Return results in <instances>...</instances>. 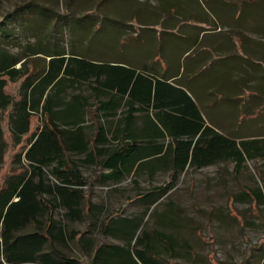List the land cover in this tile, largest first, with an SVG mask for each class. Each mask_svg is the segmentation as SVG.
Instances as JSON below:
<instances>
[{
  "label": "trees",
  "instance_id": "trees-1",
  "mask_svg": "<svg viewBox=\"0 0 264 264\" xmlns=\"http://www.w3.org/2000/svg\"><path fill=\"white\" fill-rule=\"evenodd\" d=\"M71 2L64 0V12L59 13L58 0L19 1L13 5V17L0 23V171L9 147L4 121L11 145L18 147L0 182V264H179L174 259L182 254L194 261L191 245L180 233L179 209L170 204L150 210V205L166 196L187 169L219 163L232 164L240 172L251 160L264 184V168L256 165L260 160L264 164V140L236 141L204 126L201 116L188 110L190 97L177 88L168 96L183 103L176 107L181 118L159 119L160 126L145 120L132 129L134 122L126 119L117 120L112 129L108 120L95 122L94 104L89 102L94 82L99 94L106 92L104 87H116V97L122 100L125 95L140 98L136 83L145 77L126 67L64 56L60 21L77 14ZM18 22L24 23L20 51L8 43L16 34L8 27ZM45 56L50 57L47 62ZM111 69H120L113 84ZM147 80L148 97L151 80ZM11 83L17 84L15 94L7 91ZM83 84L89 95L67 98V87ZM33 118L36 124L31 128ZM82 166L97 168L95 176L102 183L127 179L138 183L141 177L152 181L157 174H166L167 180L140 193L138 198L147 204L141 211L107 213L99 220L94 242L68 229L69 223L82 222L88 215L96 219L103 210L102 204L89 199L86 189L91 182ZM245 197L251 205L263 204L264 190H245ZM55 213H61L63 220L55 219ZM105 235L118 242L104 243ZM72 240L79 255L64 252L71 251Z\"/></svg>",
  "mask_w": 264,
  "mask_h": 264
},
{
  "label": "crops",
  "instance_id": "crops-1",
  "mask_svg": "<svg viewBox=\"0 0 264 264\" xmlns=\"http://www.w3.org/2000/svg\"><path fill=\"white\" fill-rule=\"evenodd\" d=\"M80 2L72 0L77 14L60 21L64 56L126 67L145 77L136 83L140 98L122 100L116 87L99 94L94 82L89 102L95 122L108 120L112 129L126 119L134 122L132 129L145 120L160 126L159 119L181 118L176 107L183 103L168 96L177 88L190 97L188 110L199 114L204 126L236 141L260 138L261 133L248 130H260L264 121V0ZM118 70H110L111 84ZM146 78L151 80L148 97ZM66 91L67 98L90 94L86 84Z\"/></svg>",
  "mask_w": 264,
  "mask_h": 264
},
{
  "label": "rangeland",
  "instance_id": "rangeland-1",
  "mask_svg": "<svg viewBox=\"0 0 264 264\" xmlns=\"http://www.w3.org/2000/svg\"><path fill=\"white\" fill-rule=\"evenodd\" d=\"M23 0H0V23L12 18L13 5ZM63 1L58 0L57 11L64 12ZM53 3L52 1H50ZM27 12V9H25ZM28 15V14H27ZM10 17V18H9ZM27 17V16H25ZM24 23L12 24L16 34L8 40L12 49L20 51L24 39L20 37ZM13 37V38H12ZM14 37H17L15 40ZM16 83H11L7 91L15 94ZM36 124L32 119L31 128ZM261 129H251L261 133L257 135L264 140V121ZM5 139L9 143L5 154L4 164L0 171V182L10 167L12 154L18 149L11 145L6 121L3 122ZM256 136V137H257ZM264 148V142H262ZM260 169L264 168L263 161H256ZM83 174L90 180L86 189L89 199L103 205V210L97 218L85 216L82 222L69 223L68 229L73 228L91 237L96 242L99 235V220L107 213L122 210L124 215H131L144 209L147 204L138 198L140 193H146L154 185L167 180L166 174H157L152 181L141 177L138 183L127 179L120 183H102L95 176L99 171L94 167L82 166ZM256 187L264 190L263 182L255 173V162L248 160L240 172L233 170L232 164L219 163L201 169H187L169 190L166 196L150 205L164 209L173 204L182 219L180 233L191 245L195 260L182 254L174 260L179 264H264V203L251 205L243 198L244 191ZM128 197V199H127ZM55 219L63 220L61 213H55ZM104 243H116L113 237L105 235ZM71 251L64 249L70 255H79L74 241H69ZM23 264H38L26 262Z\"/></svg>",
  "mask_w": 264,
  "mask_h": 264
}]
</instances>
